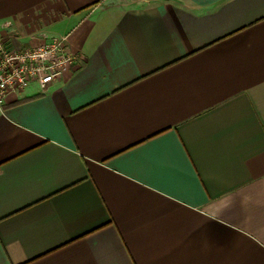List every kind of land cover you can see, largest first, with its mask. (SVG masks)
<instances>
[{
  "label": "crops",
  "instance_id": "1",
  "mask_svg": "<svg viewBox=\"0 0 264 264\" xmlns=\"http://www.w3.org/2000/svg\"><path fill=\"white\" fill-rule=\"evenodd\" d=\"M0 34L83 57L0 111V264H264V0H0Z\"/></svg>",
  "mask_w": 264,
  "mask_h": 264
},
{
  "label": "built area",
  "instance_id": "2",
  "mask_svg": "<svg viewBox=\"0 0 264 264\" xmlns=\"http://www.w3.org/2000/svg\"><path fill=\"white\" fill-rule=\"evenodd\" d=\"M83 59L69 49L68 38L25 49H15L0 34V111L10 95L21 94L36 85L41 93L74 70Z\"/></svg>",
  "mask_w": 264,
  "mask_h": 264
}]
</instances>
